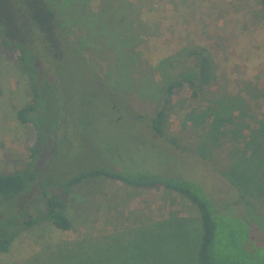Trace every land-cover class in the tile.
<instances>
[{
	"label": "rangeland",
	"instance_id": "rangeland-1",
	"mask_svg": "<svg viewBox=\"0 0 264 264\" xmlns=\"http://www.w3.org/2000/svg\"><path fill=\"white\" fill-rule=\"evenodd\" d=\"M188 45L212 53L217 81L196 99L189 91L174 95L158 136L151 125L160 81L152 66ZM221 95L243 100L244 116L215 129L213 145L207 126L195 128L187 113ZM33 97L37 106L23 122L17 111ZM259 120L264 11L257 0H0V173H24L29 185L12 220L32 219L4 232L11 240L0 264H190L187 243L197 236L187 225L195 215L200 223L194 204L162 187L133 188L106 176L64 188L91 170L201 184L221 210L214 247L252 252L264 264V234L250 218H264V187L250 206L233 205L238 192L225 175L237 156L251 155L245 142ZM235 121L250 127L235 129ZM210 145L211 159L202 157ZM48 194L64 197L69 230L42 218ZM156 213L167 215L149 230Z\"/></svg>",
	"mask_w": 264,
	"mask_h": 264
},
{
	"label": "trees",
	"instance_id": "trees-1",
	"mask_svg": "<svg viewBox=\"0 0 264 264\" xmlns=\"http://www.w3.org/2000/svg\"><path fill=\"white\" fill-rule=\"evenodd\" d=\"M257 1L264 11V0ZM215 68L216 65L212 53L200 45L183 46L174 53L159 59L152 66L153 73L159 77L161 83H159L160 88L157 90L160 106L154 112L155 116L152 117L151 125L153 131L158 136L164 135V130L162 129L166 126L167 116L172 107V97L174 95L178 96V94L184 91H189L188 95L190 99L203 96L206 90L217 81ZM41 83H45V81L41 80ZM41 92V90L36 91V94H41ZM46 92L47 94L54 95L51 93V90ZM209 101L204 102V109H201V106L198 108L199 113H196L194 108L189 109L187 122L198 129L201 126L202 128L207 126L205 135L208 136L210 134L208 139L213 144L217 143V138L219 137L217 133L219 130L215 129H219L222 125H228V122H231L234 118H242L244 115L240 114V109L245 103L238 106L237 104L243 100L239 97L233 98L227 95L216 97L214 99L215 105L213 106H210L211 99ZM233 105H236L237 109L235 111L239 112L240 115H236L234 114L235 112L230 110V107ZM36 106L37 103H35V97H33L29 105L17 111V118L19 120L22 119L24 122L23 114L34 112ZM226 106H228V109H224ZM210 115H212L211 121L207 123L206 120L210 118ZM233 125L238 130H242L243 128L248 129L250 127L246 124H241V122L237 123L236 121L233 122ZM250 128L248 129L250 130V140L245 142V145L251 150V155L248 158H244L245 160L242 162H240V157L237 156L236 161H234L225 174L232 179L231 183L238 192V196L235 197L236 199L234 198L233 205H242L244 208L250 206L251 202L248 198L255 195V193H259L261 187H264V121L259 120ZM171 141L176 142V139L172 138ZM184 150H181V153ZM202 150L204 153L201 152V155L206 158L204 154L210 156L213 152V147L211 145L207 148L202 147ZM209 159H211V156ZM248 167L251 168V173L247 171ZM100 176H106L108 179L111 178L133 188L162 187L177 193L194 204L199 212L202 225V237L197 254L198 264H255L253 262L252 252L248 253L243 251V249L237 250L233 248L232 251L228 252L229 254H226L218 251L216 246L214 247L216 234L218 235V232L221 234V220H219L218 216L221 210L217 203L214 202L213 197L207 194V190L205 189V191L201 184H191L184 179L167 178L154 174L126 176L118 172L91 170L72 178L65 184L64 188H69L71 185H80L83 180L94 179ZM27 185L29 183L26 182L23 172L0 173V250L2 251L7 249L11 240V236L9 237L10 234L4 232H8L18 224L25 227H30L31 225L32 219L29 217H19L22 214L17 216L15 220H12L15 216L14 209L18 207L17 205H20L19 201L24 198L27 192ZM43 200H45V211L42 218L50 221L60 230H69L71 224L64 213V197L56 194H48L47 196H43ZM223 203L226 206L227 202ZM250 218L256 220L254 221L256 223L259 222V228L264 234V218L253 215ZM12 221L15 223L13 224Z\"/></svg>",
	"mask_w": 264,
	"mask_h": 264
},
{
	"label": "crops",
	"instance_id": "crops-1",
	"mask_svg": "<svg viewBox=\"0 0 264 264\" xmlns=\"http://www.w3.org/2000/svg\"><path fill=\"white\" fill-rule=\"evenodd\" d=\"M199 213V212H198ZM173 214V213H169ZM175 214H177L178 216H184V219L188 218L187 215H185V213H180L175 211ZM165 215L167 214H163V217L161 214L156 213L155 219L156 222H152L150 225L148 224V222L145 223V227L149 230H155L158 227V224L161 222L160 220H163V218H165ZM160 216V217H159ZM197 215H195L192 219V222L190 223V225L188 227V229H192L195 228V230H193V233L197 236L195 238L194 241L192 242H188L187 244L190 245V247L188 249H186V254L187 256H191V258L187 257L186 263H190V264H198V250H199V246H200V241H201V237H202V225H201V220L199 223L198 218H196ZM162 217V218H161ZM200 217V215H199ZM200 225V228H199Z\"/></svg>",
	"mask_w": 264,
	"mask_h": 264
}]
</instances>
